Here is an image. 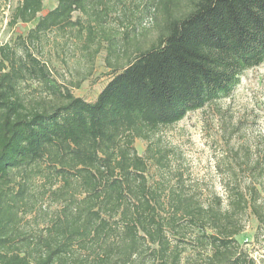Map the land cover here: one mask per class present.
<instances>
[{"label":"trees","instance_id":"16d2710c","mask_svg":"<svg viewBox=\"0 0 264 264\" xmlns=\"http://www.w3.org/2000/svg\"><path fill=\"white\" fill-rule=\"evenodd\" d=\"M100 3L57 0L43 13L44 0H19L11 11L10 26L36 24L19 38L20 55L0 45V264H185L188 252L201 264H257L237 238L245 211L264 224L252 193L237 186L227 208L220 198L205 205L148 171L151 158L168 165V152L151 141L161 127L231 96L243 73L264 63V0L149 2L160 12L155 42L127 51L88 101L63 90L27 43L75 26L76 11ZM31 80L45 86L38 96L24 90ZM43 163L61 182L53 191L61 209L34 234L18 227L20 209L28 176Z\"/></svg>","mask_w":264,"mask_h":264},{"label":"rangeland","instance_id":"374dc122","mask_svg":"<svg viewBox=\"0 0 264 264\" xmlns=\"http://www.w3.org/2000/svg\"><path fill=\"white\" fill-rule=\"evenodd\" d=\"M18 2L0 0V44L14 47L20 55L18 40L26 37L36 20L10 26L11 11ZM149 2L153 0H103L88 12L76 11L73 20L79 23L75 26L49 30L27 44L47 63L63 90L92 101L113 72L125 65L127 51L135 52L155 42L160 12ZM56 5L57 0H44L43 13ZM112 39L117 40L113 46ZM27 84L24 90L28 96H38L45 87L37 80ZM151 141L166 150L169 158L165 169L159 168L154 158L149 160L151 181L162 176L169 187L182 184L205 205L220 198L223 208L228 207L231 188L233 191L239 186L252 193L264 212V63L246 70L231 96L189 112L174 125L161 127ZM146 145L140 138L135 142L140 154ZM40 169H33L28 176L30 193L22 203L18 226L34 234L46 230L61 209V201L53 194L61 182L49 174L47 163ZM16 176L21 180L25 173ZM241 220L244 230L237 237L239 242L257 264H264V224L260 225L253 210L245 211ZM188 253L190 261L185 260V264H201L196 254Z\"/></svg>","mask_w":264,"mask_h":264},{"label":"built area","instance_id":"2783aa9c","mask_svg":"<svg viewBox=\"0 0 264 264\" xmlns=\"http://www.w3.org/2000/svg\"><path fill=\"white\" fill-rule=\"evenodd\" d=\"M1 45V44H0Z\"/></svg>","mask_w":264,"mask_h":264}]
</instances>
